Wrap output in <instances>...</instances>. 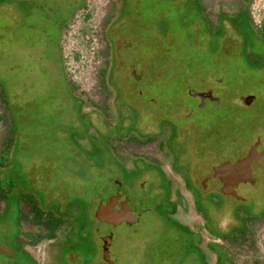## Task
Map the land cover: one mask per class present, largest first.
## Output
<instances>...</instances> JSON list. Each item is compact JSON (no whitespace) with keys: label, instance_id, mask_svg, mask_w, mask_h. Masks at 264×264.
Listing matches in <instances>:
<instances>
[{"label":"rangeland","instance_id":"rangeland-1","mask_svg":"<svg viewBox=\"0 0 264 264\" xmlns=\"http://www.w3.org/2000/svg\"><path fill=\"white\" fill-rule=\"evenodd\" d=\"M262 21L264 0H0V264H106L104 237L115 264H216L237 197L264 210V169L236 198L211 169L264 132ZM118 193L135 224L100 214ZM252 231L224 241L237 264H264V220Z\"/></svg>","mask_w":264,"mask_h":264},{"label":"water","instance_id":"water-1","mask_svg":"<svg viewBox=\"0 0 264 264\" xmlns=\"http://www.w3.org/2000/svg\"><path fill=\"white\" fill-rule=\"evenodd\" d=\"M210 96V94H201ZM251 99H247V103ZM264 135H261L254 146L247 152V156L243 159L238 160L235 163H223L217 168L213 169L215 177L221 179L222 184L226 187L227 193L231 196H235V189L240 183L253 182L254 176L251 169V165L258 158L264 155ZM226 172L225 175L221 174ZM99 212L102 217L110 222L113 226L125 223L127 225L135 224L139 215L131 210L130 204L127 199L118 193L115 196H111L108 201L102 202L99 205ZM103 260L106 264H115V258L108 253L109 246L111 244L110 237L103 238ZM2 252H8L4 247L0 249Z\"/></svg>","mask_w":264,"mask_h":264},{"label":"trees","instance_id":"trees-1","mask_svg":"<svg viewBox=\"0 0 264 264\" xmlns=\"http://www.w3.org/2000/svg\"><path fill=\"white\" fill-rule=\"evenodd\" d=\"M242 7L246 8L247 6H242ZM222 12L226 14L223 10ZM221 23H222L221 27H223L226 30L227 28L225 25V20H222ZM251 23L253 26L252 25L250 26L251 28H249L248 32L252 37L254 34H256L257 38H259V40L262 41L264 44V21H262L260 26L257 28L254 27L255 25L253 24V22ZM206 24L208 25L209 29H213L214 26L210 25L209 21H207ZM216 24H217V20H216ZM233 32L234 35L237 36V38H242L241 35L236 30ZM257 38L255 42H258ZM222 42H223L222 38L211 39L210 44L212 45V47L215 46L217 47V50L215 49L216 50L215 52L219 50L220 48L219 46L222 45ZM250 44L253 43L251 42ZM256 55H257L256 53L254 55L253 53H248L245 55V58L250 62H254L257 59ZM239 205H241V207L234 209V217L235 220L237 221V224L231 225L225 233L220 232L218 229L215 228L214 232L212 233V237L209 239L211 241L210 243L212 247V249L211 248L210 249L214 252L215 255L214 258L216 264H237L234 261V259L231 257V255L228 253L224 245L225 244L224 241L230 240L231 242H236V243L238 242V244L252 242L253 239L252 224L259 219L264 220V210H262L259 213H253V207L250 206V208H247L246 205L243 204H239ZM43 218L44 216H39L37 218L32 219L31 221L33 222V224L41 225V231L40 234H38L39 239H43V238L45 239V237H47L48 234L47 233L48 226L43 221Z\"/></svg>","mask_w":264,"mask_h":264},{"label":"flooded vegetation","instance_id":"flooded-vegetation-1","mask_svg":"<svg viewBox=\"0 0 264 264\" xmlns=\"http://www.w3.org/2000/svg\"><path fill=\"white\" fill-rule=\"evenodd\" d=\"M193 94V97H195V98H198V97H200L201 99H209L210 100V96H205V95H198V94H196V93H192ZM203 106H204V104L202 103V104H200L199 105V108H203ZM184 109H181V112H180V115H181V117H183V119H186V120H189L190 118H191V116H192V114H191V112H189V111H187L186 109L183 111ZM172 115L173 116H171L172 118L171 119H174L173 121H171V123L174 125V130H175V136H176V140H177V142H182V140H183V137L185 136V134H183V132H177L178 130H180V128H179V125H178V121H175L176 120V117L175 116H178L177 115V113H172ZM179 115V116H180ZM178 118V117H177ZM186 134H191V136H193L194 134H195V130H194V128H192V125H188V127H186ZM262 134V133H261ZM161 135V138L162 139H165V138H167V136H169V126L168 125H166V127L164 128H162V130H161V132L159 133V136ZM262 135H264V132H263V134ZM261 136V135H260ZM260 136H258L257 137V139L260 137ZM256 143V141L253 143V145L252 146H254V144ZM252 146H250V148H252ZM188 148V147H187ZM249 148V149H250ZM189 149H191V148H189ZM248 149V150H249ZM161 150V149H160ZM262 150L264 151V148H262ZM191 152H192V154H193V152L194 151H191V150H189V153L191 154ZM248 152V151H247ZM247 152H246V154L245 155H243L242 157H239V158H236V159H234V160H228V161H221L217 166L215 165V166H212L211 167V169L213 170V169H215V168H217L218 166H220V165H222L223 163H226V162H229V163H235V162H237L238 160H240V159H243V158H245L246 156H247ZM164 154V153H163ZM165 160V159H164ZM166 160H167V158H166ZM165 162L166 161H164V162H156V163H159V164H161V166L163 167L164 165H165ZM263 163V164H262ZM192 168H194V166L193 165H191L190 167H189V169H192ZM206 169V168H205ZM251 169H252V172H253V175H257V173H255V172H257L258 170H262V169H264V155L262 156V157H260V158H258L255 162H253L252 163V165H251ZM214 179H216V178H214V177H207V181L209 182V181H211V180H214ZM255 182V178H254V181L253 182H247L246 184H253ZM222 185V188H223V190L225 191V193H227V189H226V187L223 185V184H221ZM239 186V185H238ZM237 186V187H238ZM237 187H236V189H237ZM205 189V188H204ZM203 189V190H204ZM236 189H235V192H236ZM205 191V190H204ZM230 197H232V198H236V196H231L230 194H228ZM222 196V195H221ZM224 197V196H223ZM177 201H178V205H179V208L182 210V211H187V204H186V198H185V196L184 195H181V197H179L178 199H177ZM237 201H238V204H242L243 203V201H242V199H240V198H238L237 197ZM5 253H7V254H9L8 252H5Z\"/></svg>","mask_w":264,"mask_h":264}]
</instances>
